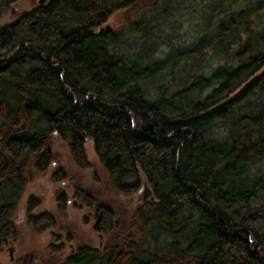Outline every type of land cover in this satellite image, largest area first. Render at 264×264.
<instances>
[{
	"label": "trees",
	"instance_id": "trees-1",
	"mask_svg": "<svg viewBox=\"0 0 264 264\" xmlns=\"http://www.w3.org/2000/svg\"><path fill=\"white\" fill-rule=\"evenodd\" d=\"M140 1L119 27L103 24ZM18 5L0 0V246L17 234L29 173L57 160L54 143L89 167L90 141L110 186L146 182L154 198L119 221L95 191L72 186L106 238L59 264H264V0ZM50 174L67 176L61 164ZM40 202L25 198L36 231L57 225L34 211ZM68 202L60 191L58 212Z\"/></svg>",
	"mask_w": 264,
	"mask_h": 264
},
{
	"label": "rangeland",
	"instance_id": "rangeland-1",
	"mask_svg": "<svg viewBox=\"0 0 264 264\" xmlns=\"http://www.w3.org/2000/svg\"><path fill=\"white\" fill-rule=\"evenodd\" d=\"M37 1V0H35ZM34 4V0H19V7L29 8ZM141 1L124 8L114 10L104 21V25L119 27L142 8ZM14 16L9 7L2 13V18ZM53 150L58 158L53 165L49 164L45 172H38L33 169L29 174L24 189L19 197L15 210V224L17 234L14 239H8L0 246V263L19 264H59L70 249L75 248L80 243H90L101 245L105 241L106 235L93 227L95 221L93 210L88 208L86 203L72 194V186L79 185L92 192L95 191L97 199L106 202L117 212V219L123 221L128 216L138 200L137 189L131 192H123L113 188L108 184V178L104 169L94 153L90 141L85 143L86 154L91 165L80 167L76 165L69 155L68 148L60 142L54 143ZM59 159V162H57ZM62 165L67 176L62 180H53L50 172L56 165ZM60 191L67 193L69 202L63 211L56 209V195ZM29 193H35L41 198L40 204L34 211H51L57 220L56 226H51L63 232V237L54 242H62L60 250H51L48 246L50 233L48 228L43 231L34 230L26 221L25 198ZM101 233V244L100 242ZM121 235H118L119 239ZM13 245V259H9L8 246Z\"/></svg>",
	"mask_w": 264,
	"mask_h": 264
},
{
	"label": "water",
	"instance_id": "water-1",
	"mask_svg": "<svg viewBox=\"0 0 264 264\" xmlns=\"http://www.w3.org/2000/svg\"><path fill=\"white\" fill-rule=\"evenodd\" d=\"M40 2L43 0H39ZM15 5V4H14ZM52 163L54 164V161H52ZM137 193H138V198L140 197H148L149 199H153L154 195L151 191V188L148 186V184L146 182H142L139 187L137 188ZM48 232L50 233V239L51 241H55V240H59L61 239V237L63 236V232L55 229L53 227H49L48 228ZM101 233H100V242L99 244H101ZM8 251H9V259L12 260L13 259V245H9L8 246Z\"/></svg>",
	"mask_w": 264,
	"mask_h": 264
},
{
	"label": "flooded vegetation",
	"instance_id": "flooded-vegetation-1",
	"mask_svg": "<svg viewBox=\"0 0 264 264\" xmlns=\"http://www.w3.org/2000/svg\"><path fill=\"white\" fill-rule=\"evenodd\" d=\"M62 237H63V236H62ZM62 237H61V238H62Z\"/></svg>",
	"mask_w": 264,
	"mask_h": 264
}]
</instances>
